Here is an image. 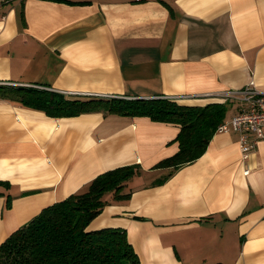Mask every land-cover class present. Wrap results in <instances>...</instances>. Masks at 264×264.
<instances>
[{"label":"crops","instance_id":"0c3cea01","mask_svg":"<svg viewBox=\"0 0 264 264\" xmlns=\"http://www.w3.org/2000/svg\"><path fill=\"white\" fill-rule=\"evenodd\" d=\"M71 1L0 0L1 84L185 105L250 80L264 91V0ZM227 102L229 118L240 104ZM178 129L0 99V243L98 174L135 165L129 196L106 193L88 228L124 229L139 264H264V139L243 159L238 133L216 131L192 162L154 167L178 149Z\"/></svg>","mask_w":264,"mask_h":264},{"label":"trees","instance_id":"16d2710c","mask_svg":"<svg viewBox=\"0 0 264 264\" xmlns=\"http://www.w3.org/2000/svg\"><path fill=\"white\" fill-rule=\"evenodd\" d=\"M0 99L20 102L57 116L104 109L124 115H146L154 120L176 124L179 129L174 141H177L178 149L159 159L154 165L156 168L176 169L198 158L217 126L230 115L227 101L185 105L167 97L68 98L61 92L44 87L1 83ZM137 172L135 165L106 170L84 188L43 207L0 243V264H139L124 229L88 228L108 202L106 193L110 192L114 200L129 196L130 193L124 192L123 187Z\"/></svg>","mask_w":264,"mask_h":264},{"label":"built area","instance_id":"2783aa9c","mask_svg":"<svg viewBox=\"0 0 264 264\" xmlns=\"http://www.w3.org/2000/svg\"><path fill=\"white\" fill-rule=\"evenodd\" d=\"M63 92L70 95H81L78 92ZM83 94L92 95L91 93ZM221 99L222 101L236 100L240 107L231 117L223 120L215 132L229 130L237 132V145L242 158L245 159L255 143L264 139V91L258 89L254 81L250 80L243 87L225 93ZM245 172H248V169Z\"/></svg>","mask_w":264,"mask_h":264}]
</instances>
